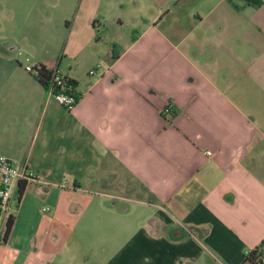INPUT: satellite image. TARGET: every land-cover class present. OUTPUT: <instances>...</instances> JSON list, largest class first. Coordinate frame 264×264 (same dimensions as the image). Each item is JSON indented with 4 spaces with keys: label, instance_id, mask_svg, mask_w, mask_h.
Returning a JSON list of instances; mask_svg holds the SVG:
<instances>
[{
    "label": "crops",
    "instance_id": "obj_1",
    "mask_svg": "<svg viewBox=\"0 0 264 264\" xmlns=\"http://www.w3.org/2000/svg\"><path fill=\"white\" fill-rule=\"evenodd\" d=\"M102 3L0 0V154L43 180L16 191L0 264H251L264 0ZM26 58L74 79L79 102Z\"/></svg>",
    "mask_w": 264,
    "mask_h": 264
},
{
    "label": "built area",
    "instance_id": "obj_2",
    "mask_svg": "<svg viewBox=\"0 0 264 264\" xmlns=\"http://www.w3.org/2000/svg\"><path fill=\"white\" fill-rule=\"evenodd\" d=\"M26 60L28 62L25 66L26 70L34 74L35 66L29 63V58H26ZM91 73H94V71L91 70ZM47 89L49 95L66 109H72L81 97V93L73 83L72 78L58 67L52 69V76ZM175 113V105L172 101H169L163 109V116L168 122H171ZM22 180L43 182L42 175L39 172L21 168L7 155L0 154V221L2 223L0 243L4 239L5 226L13 211L15 193L19 182ZM254 250L257 251L256 263L264 264V241L256 248L247 250L246 256Z\"/></svg>",
    "mask_w": 264,
    "mask_h": 264
},
{
    "label": "trees",
    "instance_id": "obj_3",
    "mask_svg": "<svg viewBox=\"0 0 264 264\" xmlns=\"http://www.w3.org/2000/svg\"><path fill=\"white\" fill-rule=\"evenodd\" d=\"M247 3L252 4V5H259L262 3V0H247ZM34 75L37 77V79L46 87H48L51 76H52V70L47 68L44 64H38L35 66V73ZM73 83L77 86V82L72 79ZM25 184L26 181H21L19 182L17 192H18V197L21 198L25 189ZM14 223V217L11 215L6 223L5 226V233H4V239L3 241H6L7 237L9 236L12 226ZM257 247V246H256ZM255 247V248H256ZM257 259V251L254 250L246 257V260L250 262L251 264H257L256 263Z\"/></svg>",
    "mask_w": 264,
    "mask_h": 264
},
{
    "label": "rangeland",
    "instance_id": "obj_4",
    "mask_svg": "<svg viewBox=\"0 0 264 264\" xmlns=\"http://www.w3.org/2000/svg\"><path fill=\"white\" fill-rule=\"evenodd\" d=\"M64 1H65V0H64ZM114 1H116V0H102V2H103L102 4H103V5L113 4ZM49 2H51V3H53V4H59V3H62L63 0H49ZM55 35H56V34H55ZM61 45H62V46H61ZM63 46H64V41H63V43L59 44V47H58V51H59V53L61 52ZM60 48H61V49H60ZM26 61H27V60H26ZM27 64H28V63H27Z\"/></svg>",
    "mask_w": 264,
    "mask_h": 264
}]
</instances>
